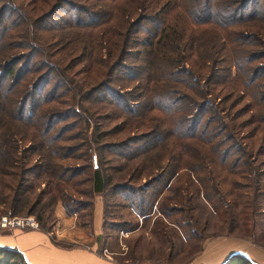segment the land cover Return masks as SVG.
Returning a JSON list of instances; mask_svg holds the SVG:
<instances>
[{"label":"trees","instance_id":"trees-1","mask_svg":"<svg viewBox=\"0 0 264 264\" xmlns=\"http://www.w3.org/2000/svg\"><path fill=\"white\" fill-rule=\"evenodd\" d=\"M94 1L100 9L101 7L106 8V10L98 9L100 13L96 15L101 21L97 22L96 26L104 27V31L100 34V43L103 42L107 46L111 42L112 48L103 65H109L112 62L110 66L120 67L128 49H131L130 38L135 25L133 19L129 18L134 11L132 9L142 13L140 17L142 22L153 25L151 30L144 31L146 36L140 44L142 51L139 58H135L137 61L135 68L138 73L135 79H137L140 91L139 100H136V103L139 104L138 111L128 106L130 100L125 97L124 93L116 94V102H114L112 100L113 91L108 99L105 97L93 99L92 94L96 92L93 88L85 91L78 90L79 94H74L71 92L72 90H69L68 106L60 112L63 117H70L74 113L78 115L75 110L77 108L82 113L81 121L87 127L92 126L93 134L80 138L79 145L59 144L75 141V138L62 136L64 129L70 126L65 125V128L54 135V132L51 131L53 128L51 123L44 125L38 122L35 112L26 111L25 102L18 100V96H16L23 71L19 62L12 60L0 62V214L8 216H20L22 213L33 215L38 221L40 229L46 232L51 231L56 221L54 210L57 203H61L68 215L80 211L82 204L69 208L68 201L72 203L73 200H77L69 193H76L77 184L83 181L76 180V177L89 169H91V173L85 179L90 185L85 192L88 203L83 206L92 208L94 196L101 197L103 201V229L108 223L106 217L109 200H117L121 197L130 203L135 200L132 204L137 206V211L142 213L141 215L148 213L149 202L144 201L145 194L150 186L159 180L155 179L150 186L142 187L143 184L138 186L131 184V179H134L136 175L147 173L151 164H157L154 167L155 172L160 169L162 173L167 174L166 181L169 180L168 182L175 176L177 177L181 170L191 177L193 183L195 175L203 172L209 175L207 168L203 166L206 163L210 165L216 162L215 165H218L223 171H233L238 162L228 161L230 154L225 148H222L220 140H218L222 133L226 137L227 131H233L232 127H230L232 131H230L229 126L220 120L222 111H227V108L220 107L226 98L222 99L219 95L222 91L229 90L231 92L230 99L233 97L230 103L231 107L235 103L234 94L239 85L241 89L245 90L247 86L256 84L254 67L247 68V65L253 60H248L244 50L239 48L242 47L240 45H243V42L231 37L232 32L236 36L239 30L230 29L242 26L253 31L263 30L264 0ZM133 3L135 6H132ZM237 10H243L244 13L240 14ZM87 26H83V29H87ZM120 28L121 30H118ZM207 28L214 31L213 33L218 37L217 40H220V44L226 42L230 44L227 49L219 47L222 55L216 56L217 52L215 51L219 50H217L216 43L211 47L208 46L207 53H202L204 44H201L200 31L203 32ZM222 64L226 66L221 67ZM196 68L198 70L205 69L207 72L198 73ZM219 72H224V74H218ZM262 79L259 82L260 85L264 82V76ZM100 86L101 84L98 85V87ZM258 87L260 86L257 85L255 90L257 94L253 90L250 94L254 100L263 101L264 89L260 91ZM118 106L123 111V115L133 118V121L148 117L152 111L161 114L160 123L165 127L160 125L158 131L152 133L153 137L159 138L160 142L156 140L155 146L146 148L142 152L136 150L134 154L129 155L124 152L127 143L119 142L120 144L111 145L104 141V137L110 134L98 132L101 124L98 122L99 116L96 118L95 113L108 109L113 115H116ZM120 115L122 114L120 113ZM158 125L157 121H153L150 126L156 128ZM169 139L174 141L173 144H176L175 149L171 147V144L167 146ZM24 141L35 145L32 152L37 155L36 159L39 161L37 165L27 164L31 155L28 150H25L27 154L24 150H18V144ZM187 141L192 142V149L188 146L190 142ZM207 146L208 151L201 155L200 152H203L201 147L204 150V147ZM80 147H85V152L75 154L80 150ZM113 148L114 152L111 150ZM242 154L245 156V152ZM184 157L188 158L184 160ZM114 159L118 160L119 165L110 164ZM67 160H81L86 164L80 166L75 162L72 166H67L64 165ZM137 160L139 165L135 166ZM144 161H146L145 165H143ZM147 164L150 167H146ZM250 164L247 161L244 166L254 173ZM211 170L213 173V169ZM125 175H127L129 183L121 180ZM30 176L38 180L44 178V181L41 180L44 189L39 190L40 192L33 199L31 190L34 188L30 183ZM3 179H9V181L3 183L1 182ZM206 179L211 180L210 178L196 179L197 188L194 189L196 200H213L208 193L210 185H206ZM167 184H163V189L168 187ZM185 184L186 190L191 184L190 182H185ZM153 194L154 198L149 197L148 199H152L153 203L158 204L164 191L162 189L157 191L155 188ZM191 197L193 198V196ZM45 200L49 201L45 202ZM118 203L122 205L120 201ZM163 206L164 204L161 202L157 210L161 217L168 219L169 210ZM83 216L85 217V215H79L80 218ZM87 217L88 220H84V223L89 224L92 220V212H89ZM157 221L160 222V218ZM249 242L259 246L258 243ZM0 264L28 263L17 250L0 247ZM221 264L253 263L239 254H232Z\"/></svg>","mask_w":264,"mask_h":264},{"label":"rangeland","instance_id":"rangeland-1","mask_svg":"<svg viewBox=\"0 0 264 264\" xmlns=\"http://www.w3.org/2000/svg\"><path fill=\"white\" fill-rule=\"evenodd\" d=\"M132 6H135V3ZM98 9L100 7L94 0H0V62L6 60L19 62L23 71L16 96L18 100L25 102L26 111L35 112L38 122L44 125L51 123L53 126L51 131L54 135L65 128V125L70 126L64 129L62 136L75 138V141L59 143L65 146L79 145L80 138L93 134L92 126L87 127L81 121L80 110L76 108L78 115L74 113L69 115L70 117H63L60 112L68 106L69 90L77 94L78 90L85 91L93 88L96 91L92 94L93 99L102 97L108 99L113 91L112 100L114 102H116V94L124 93L125 97L130 100L128 106L136 111L139 107L136 103V100H139L140 91L137 79H135L138 74L135 68L137 66L135 58H139L142 51L140 44L146 36L144 31L151 30L153 25L142 22L140 20L142 13L132 9L134 11L129 18L133 19L135 25L130 38L131 49H128L120 67L110 66L112 62L109 65H103L112 48L111 42L107 46L103 42L100 43V34L104 31V27L96 26L97 22H101L96 17L97 13H100ZM100 10H106V8L101 7ZM237 12L241 14L243 10H237ZM86 25H88L87 29H83ZM230 30H239L236 36L232 32L231 37L243 42V45H240L242 47L239 48L244 50L248 60H253L247 68L254 67L256 84L262 91L264 82L261 85L259 82L264 76V29L253 31L236 26ZM200 32L203 42L201 44H204L203 54L207 53L209 47L215 43L217 50L219 47L221 49L230 47L228 42L220 44V40H217L218 37L211 29L207 28ZM105 34L108 35L106 32ZM215 52H217L216 56L222 55L220 49ZM225 66L221 65V67ZM196 71L198 73L207 72L205 69L198 70L197 68ZM218 74L223 75L224 72ZM99 84H101L100 87H98ZM256 84L247 86L245 90L239 85L234 94L235 103L231 107L230 103L233 98L230 99L231 92L226 89L219 95L222 99L226 98L220 107L227 108V111H222L220 120L229 126L230 131L232 127L233 131H227L226 137L222 133L218 140L222 148L230 154L228 161L238 162L233 171H223L215 165L216 162L210 165L206 163L203 166L207 168L209 175L204 172L195 175V182L192 183L191 177L179 170L177 177L175 176L168 182L169 180L166 181L167 174L162 173L160 169L155 172L154 167L157 164H151V171L136 175L134 179H131V184L134 186L143 184L142 187L150 186L155 179L159 180L146 191L144 201L149 202L148 213L141 215L142 213L137 211V206L132 204L135 200L132 203L122 197L109 200L106 217L108 223L97 242L101 254L110 256L119 262L123 259L127 260V264H130L131 261L128 260L132 257V260L137 261L136 264H190L192 262L197 264V260L204 254L205 245L231 237L258 243L264 249V99L259 101V99L252 98L250 94L252 90L257 94ZM95 114L96 118L98 116L100 118L98 122L101 125L98 132L110 134L103 140L111 145L120 144L119 142L127 143L124 152L129 155L134 154L136 150L142 152L146 148L155 146L156 140L159 142L160 140L154 138L152 133L157 132L160 125L165 127L160 123L162 115L155 111L150 112L146 118H139L138 121L125 117L119 106L116 107V115L108 109L97 111ZM231 114L233 116H230ZM153 121L159 123L158 127L150 126ZM173 142L170 140L167 146L171 144V147L175 149L176 144ZM187 142H190L186 144L192 149V142ZM18 146L19 151L28 150L30 152L27 164L37 165L39 163L36 159L37 155L32 152L34 144L24 141ZM201 148L203 151L200 152L201 155L206 154L208 146L204 147V150L203 147ZM85 150V147H80L75 154L78 152L82 154ZM111 150L115 151L114 148ZM242 152H245V156ZM138 160L135 161V166L139 165ZM247 161L248 164L251 163L250 166L254 169V173L244 166ZM75 162L80 166L86 164L81 160H67L64 165L72 166ZM110 164L119 165L117 159ZM145 164L146 161L143 162V165ZM148 166L149 164L146 165ZM90 173L91 169L81 172L76 180L83 181L77 184L76 193H69L77 199L72 203L68 201L69 208L82 204L80 212L85 217L80 218L81 213L78 212L76 222L79 223L88 220L87 215L92 212V208L83 206L88 203L85 192L90 185L85 179ZM198 178L211 179H206L205 183L210 185L208 193L213 200H196L194 189L197 188L196 179ZM43 179L38 180L30 176V183L34 188L31 190L32 199L38 195L39 190L44 189ZM121 180L129 183L127 175ZM8 181L9 179H3L1 182ZM185 182L191 184L186 190ZM165 183H168V187L163 189ZM155 188L157 191L160 189L164 191L158 204L148 199L149 197L154 198L155 193L153 195L152 193ZM170 198L172 200H168ZM119 201L122 205L125 204L122 206L118 203ZM161 202L164 204L163 207L169 210L168 219L158 216L156 212ZM143 207H145L144 204ZM23 216L33 215L22 213L18 217ZM158 218L160 222L157 221ZM156 222L159 223L156 224ZM55 225L54 223L50 231L54 237L58 235V228ZM129 230L131 231L127 232ZM84 236H86V240L82 242L84 246L95 243L91 235L87 236L84 233Z\"/></svg>","mask_w":264,"mask_h":264},{"label":"crops","instance_id":"crops-1","mask_svg":"<svg viewBox=\"0 0 264 264\" xmlns=\"http://www.w3.org/2000/svg\"><path fill=\"white\" fill-rule=\"evenodd\" d=\"M156 212L158 216H161L158 210ZM80 213L82 214L79 211ZM54 214L57 219L55 226L58 228V235L55 237L50 231L46 232L41 229L13 231L0 229V247L17 250L28 264H127V260L123 259L119 262L99 251L97 242L104 230L102 225L103 201L99 195L94 196L92 220L89 224L84 221L76 222L77 213L66 214L61 203H57ZM73 226H75L74 229ZM84 233L94 237L95 247L92 246L93 244L83 245L82 242L86 240ZM205 247L204 254L197 260V264H221L232 254H239L252 261L253 264H264V249L248 241L231 237L219 239ZM132 258L128 261H131L130 264H136L137 261L135 259L133 261Z\"/></svg>","mask_w":264,"mask_h":264},{"label":"built area","instance_id":"built-area-1","mask_svg":"<svg viewBox=\"0 0 264 264\" xmlns=\"http://www.w3.org/2000/svg\"><path fill=\"white\" fill-rule=\"evenodd\" d=\"M39 228L38 222L33 216H8L0 214V229L13 230H37Z\"/></svg>","mask_w":264,"mask_h":264}]
</instances>
